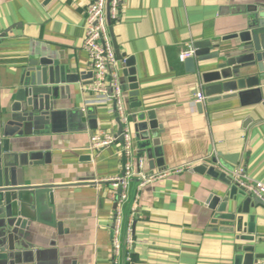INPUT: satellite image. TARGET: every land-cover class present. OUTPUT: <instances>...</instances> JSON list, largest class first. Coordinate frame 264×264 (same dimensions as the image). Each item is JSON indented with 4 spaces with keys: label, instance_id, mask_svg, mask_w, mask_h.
Here are the masks:
<instances>
[{
    "label": "crops",
    "instance_id": "1",
    "mask_svg": "<svg viewBox=\"0 0 264 264\" xmlns=\"http://www.w3.org/2000/svg\"><path fill=\"white\" fill-rule=\"evenodd\" d=\"M87 3L0 0V107L12 104L22 71L32 63L56 64L71 78L60 88L54 122L11 140L21 145H14L13 152L48 154V163L24 168V183L53 187L52 206L41 205L40 221H31L20 232L0 264H243L250 252L257 257L253 264L262 261L264 204L230 182L193 169L219 167L214 161L221 154L235 157V165L225 167L243 169L251 180L264 182V107H243L237 98L208 102L200 77L215 70L217 61L199 62L198 71L190 74L178 54L195 43L234 44L221 40L239 33L246 10L259 8L264 0L119 1L110 37L124 56L118 72L133 133L128 164L134 177L192 166L143 186L135 178L124 202L119 201L121 191L107 182L123 174L121 142L100 149L90 146L99 132L117 136L119 124L106 109L85 106L83 111L89 99L84 87L91 82L83 49ZM214 52L207 49L205 57ZM128 59L132 66L126 65ZM129 70L133 76L124 75ZM198 93L204 102H195ZM88 108H93L91 116ZM142 111L153 112L160 127L154 132L158 156L152 147L150 152L137 148L131 117ZM89 117L96 119L95 129ZM138 156L143 157L141 168Z\"/></svg>",
    "mask_w": 264,
    "mask_h": 264
},
{
    "label": "water",
    "instance_id": "2",
    "mask_svg": "<svg viewBox=\"0 0 264 264\" xmlns=\"http://www.w3.org/2000/svg\"><path fill=\"white\" fill-rule=\"evenodd\" d=\"M246 13L243 29L221 40V42L235 40L234 44L222 47L220 42L195 43L194 56L184 62L186 72L195 74L198 71L199 62L208 59L217 61L215 70L204 72L200 77L205 85L204 93L208 102L237 98L243 107L257 105L264 107V5L259 8L250 7ZM113 47L117 60L122 61L124 56L119 55L115 44ZM211 47L215 48L216 52L205 57L207 49ZM125 63L127 66L133 65L131 59ZM126 73H124L125 76H133V70ZM128 81L135 83L134 79ZM70 83L71 78L66 76L65 71L58 65L43 61L39 64L32 63L29 68L22 71L12 104L9 107H0V260L6 259V250L13 251L18 235L30 226L31 221H40L41 205L48 203L50 207L52 206L53 187H31L24 183V168L48 163V154L37 151L13 152L14 145L17 149L21 145L13 144L11 140L30 136L50 126L55 116L59 114L56 101L59 98L60 88ZM130 88L133 91L137 90L136 85H131ZM3 101L8 102L9 98L5 97ZM141 107V102H138L136 108L141 109ZM92 113L93 108H88L87 114L91 116ZM80 116H84L82 112ZM89 118L90 127L95 129L96 119ZM131 119L135 122L134 132L139 152H150L152 147L154 155L158 156L156 148L159 146V141L154 132L160 127L156 123L155 114L142 111L132 115ZM116 120L119 124L117 133L119 136L122 125L118 119ZM218 157L214 164H218L219 167L200 165L193 170L199 174L206 173L227 184L230 179L226 176V172L230 169L225 166L226 164L235 165L231 160L235 157L230 159L221 154H218ZM241 170L248 178L244 170ZM135 178L139 186L141 183L139 177H133L130 182ZM33 210L35 213L31 212ZM230 219L233 220V217ZM49 225L54 226L52 222ZM254 258L257 257H254L251 252L246 253L243 264H253ZM235 264H238V260Z\"/></svg>",
    "mask_w": 264,
    "mask_h": 264
},
{
    "label": "built area",
    "instance_id": "3",
    "mask_svg": "<svg viewBox=\"0 0 264 264\" xmlns=\"http://www.w3.org/2000/svg\"><path fill=\"white\" fill-rule=\"evenodd\" d=\"M120 0H88L87 6L84 10L85 16V37L83 41V49L87 53L89 66L91 70V82L84 87L85 91L89 93V99L84 101L85 106L106 109L108 114L118 119L122 125L121 134L119 136L109 134L106 132H99L93 135L90 139V146L92 149H100L113 145L117 140L121 142V150L124 157L123 174L107 180L114 188L120 189L121 193L119 201L126 200V190L130 180L134 177L133 170L128 164L132 155L133 133L130 126L129 116L125 112L122 86L119 76V66L116 54L112 45L110 37L111 23L117 20L119 9L118 4ZM194 56V49L188 46L181 50L178 54V60L184 63L187 59ZM205 101V96L198 93L195 96L196 103ZM137 165L142 167L143 157H137ZM188 165L183 168H176L171 172H161L155 175H142L138 173L143 186L151 181L167 177L169 173H180L185 168H191ZM230 183L248 194L258 198L264 204V183L260 181L250 180L246 178L242 170L235 168L226 172ZM133 208L131 215H133ZM114 239L113 251L117 255L119 253V221L115 220L113 224ZM127 243H131L130 235H127ZM257 264H264V259Z\"/></svg>",
    "mask_w": 264,
    "mask_h": 264
}]
</instances>
